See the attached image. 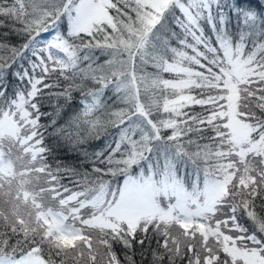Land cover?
<instances>
[{"label": "snow or ice", "instance_id": "6c2138e0", "mask_svg": "<svg viewBox=\"0 0 264 264\" xmlns=\"http://www.w3.org/2000/svg\"><path fill=\"white\" fill-rule=\"evenodd\" d=\"M250 2L0 0V264H264Z\"/></svg>", "mask_w": 264, "mask_h": 264}, {"label": "trees", "instance_id": "16d2710c", "mask_svg": "<svg viewBox=\"0 0 264 264\" xmlns=\"http://www.w3.org/2000/svg\"><path fill=\"white\" fill-rule=\"evenodd\" d=\"M245 7H252L256 11H260L261 9H264V5L260 4V0H251L250 4H245ZM0 23H2L4 26L0 27V38H3V33L10 32L12 21L8 19L7 17L0 16ZM46 36V34H45ZM13 42H15V38L13 37ZM78 95V94H77ZM54 104L55 101L52 102V104L45 105V110L48 112H52L54 110ZM71 113V109H65L64 113L62 114V118L58 121V124H63L64 120L68 118V115ZM42 122L47 123L48 120L45 118ZM51 131V128H49V132ZM49 143H51V140L49 139ZM104 146V138L102 137L100 140H93L89 142V150H99ZM60 157L62 159H65L67 161H75L77 164L79 163L78 156L75 152L70 151L67 147H62L60 149ZM137 264H139V257H137Z\"/></svg>", "mask_w": 264, "mask_h": 264}]
</instances>
